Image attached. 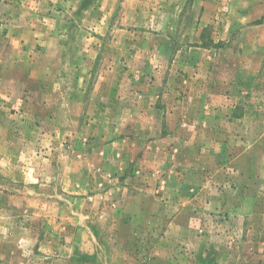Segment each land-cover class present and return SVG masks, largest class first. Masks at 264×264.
Instances as JSON below:
<instances>
[{
  "label": "rangeland",
  "instance_id": "374dc122",
  "mask_svg": "<svg viewBox=\"0 0 264 264\" xmlns=\"http://www.w3.org/2000/svg\"><path fill=\"white\" fill-rule=\"evenodd\" d=\"M0 264H264V0H0Z\"/></svg>",
  "mask_w": 264,
  "mask_h": 264
}]
</instances>
